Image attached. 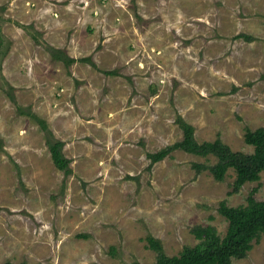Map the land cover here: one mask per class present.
<instances>
[{"label": "rangeland", "instance_id": "374dc122", "mask_svg": "<svg viewBox=\"0 0 264 264\" xmlns=\"http://www.w3.org/2000/svg\"><path fill=\"white\" fill-rule=\"evenodd\" d=\"M0 30V264H152L148 234L179 254L193 226L225 235L221 201L245 205L255 187L264 200V172L229 195L233 169L218 181L193 166L214 156L148 157L182 139L178 115L201 142L254 151L264 0H0ZM21 111L65 142L69 175ZM233 264H264V234Z\"/></svg>", "mask_w": 264, "mask_h": 264}, {"label": "trees", "instance_id": "16d2710c", "mask_svg": "<svg viewBox=\"0 0 264 264\" xmlns=\"http://www.w3.org/2000/svg\"><path fill=\"white\" fill-rule=\"evenodd\" d=\"M238 36L245 37L248 41L251 39L249 35L245 34H238ZM3 44L4 37L0 30V51ZM60 52L63 58L59 59L64 60L66 66L79 60L68 56L64 51ZM0 53H5V50ZM113 73V70L107 71V74ZM21 113L36 119L41 129L47 132V144L55 166L65 175H69L72 171L71 159L64 152L65 142L55 137L45 119L30 111H21ZM176 123L183 131L182 139L158 151L149 152L148 157L151 159V163L162 159L175 149L203 157L214 156L217 158V162L213 165L197 162L193 166L197 172L210 170L218 181H223L228 171L233 169L236 175L232 190L228 192L229 195L239 192L247 182L260 180L261 173L264 172V127L246 128L244 140L247 144L254 146L252 153H246L233 150L221 137H217L213 141H199L195 135V127L179 115L176 118ZM257 191V187L250 191L245 205L230 206L226 200L221 201L218 211L228 221L225 235L220 236L216 227L212 225L193 226L191 232L199 241L193 246H184L179 254L168 255L160 238L148 234L146 236L148 246L157 253L156 262L152 264H233L234 259L245 258L253 248V242L259 240L264 234V200H258L255 197ZM116 251L115 246H111V253L115 255ZM3 264L13 263L8 261ZM123 264L143 263L134 260Z\"/></svg>", "mask_w": 264, "mask_h": 264}]
</instances>
